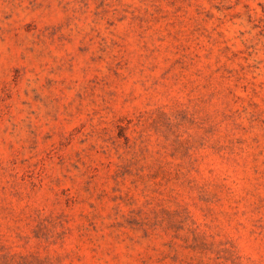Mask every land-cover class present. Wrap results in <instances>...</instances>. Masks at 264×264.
<instances>
[{
	"label": "rangeland",
	"instance_id": "1",
	"mask_svg": "<svg viewBox=\"0 0 264 264\" xmlns=\"http://www.w3.org/2000/svg\"><path fill=\"white\" fill-rule=\"evenodd\" d=\"M0 264H264V0H0Z\"/></svg>",
	"mask_w": 264,
	"mask_h": 264
}]
</instances>
